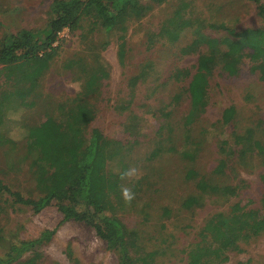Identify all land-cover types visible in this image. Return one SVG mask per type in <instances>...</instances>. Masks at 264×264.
I'll list each match as a JSON object with an SVG mask.
<instances>
[{"label": "rangeland", "instance_id": "obj_1", "mask_svg": "<svg viewBox=\"0 0 264 264\" xmlns=\"http://www.w3.org/2000/svg\"><path fill=\"white\" fill-rule=\"evenodd\" d=\"M53 1L0 0V45L20 30H41L53 16ZM259 3L264 6V0ZM88 29L83 22L77 31L66 29L57 36L52 60L32 89L20 78L23 67L8 71L0 65V180L23 198L35 200L25 158L27 129L49 117L61 119L79 102L89 103L94 118L85 133L98 129L111 151H119L107 166L110 173L122 174L114 214L128 229L137 231L148 250L157 251L151 264H186L191 249L211 244L200 234L212 217L228 213L236 204L245 209L260 207L264 152L244 159L235 152L226 157L223 175L210 173L223 157L216 148L218 140L231 141L232 133L253 129L264 147V80L252 69L261 59L252 62L247 56L258 46L242 50L235 75L224 72L221 64L213 67L207 86L198 93L204 105L191 136L201 149L190 166L209 177L211 185L234 187L235 196L204 195L199 206L184 209L181 202L195 189L179 179L175 153L181 147L190 80L177 82L173 74L179 69L193 73L198 55L206 52L205 46H198L192 53H183L195 40V29L219 40H247L255 30L264 29V21L255 0H165L127 24L121 56L119 33L92 34ZM104 41L108 44L102 49ZM80 57L83 62H77ZM97 70L106 75L93 93H87L88 75ZM0 206V257L10 244L55 230L49 242L34 247L14 264H28L30 258V264H118L117 254L90 227L73 220L63 222L56 202L35 213L31 206L14 203L10 195L0 192ZM238 246L225 253V260L207 264H264V233L239 241Z\"/></svg>", "mask_w": 264, "mask_h": 264}, {"label": "trees", "instance_id": "obj_2", "mask_svg": "<svg viewBox=\"0 0 264 264\" xmlns=\"http://www.w3.org/2000/svg\"><path fill=\"white\" fill-rule=\"evenodd\" d=\"M165 0H54L53 16L38 31L20 30L0 45V65L5 70L21 69L20 78L28 82L29 88L35 87V80L48 67L55 52L53 44L63 29L75 32L87 22L89 32L119 33L120 56L122 54L124 33L127 24L143 18L153 6L161 5ZM259 17L264 21V6L255 0ZM183 24V23H182ZM222 29H226L222 26ZM195 40L183 50L189 54L198 46H205L206 52L198 55L193 73L187 69L174 72L173 79L180 82L189 78L187 92L189 107L181 129V147L175 156L179 160L176 171L185 182L192 183L195 194H189L182 202L184 209L199 206L204 195L223 194L235 196V188L210 184L209 177L202 176L190 164L195 161L201 149L200 142L191 136L192 124L201 111L204 102L198 95L208 84L213 67L221 64L228 75L238 73V65L246 47L254 49L247 56L254 63L252 69L258 71L264 80V29H257L250 39L222 40L203 35L195 29ZM173 36V35H171ZM107 42L101 43L102 49ZM225 47L224 50L220 46ZM40 51L42 55L39 57ZM77 62H83V58ZM18 63L21 64L18 66ZM72 64V62H69ZM106 73L103 70L91 72L84 85V91L93 93L96 84ZM201 100V101H200ZM89 103L79 102L66 111L61 119L47 118L37 126L27 129L25 158L33 180L35 200L23 198L19 191H12L0 180V192H6L12 202L31 206L38 213L43 208L57 203L62 220L82 222L90 227L107 248L117 254L118 264H151L157 251L148 250L139 239L136 230H131L114 214L113 200H120V182L122 174H112L107 166L119 155L111 151L108 140L98 129L85 133V128L94 118ZM264 133V128H263ZM229 139L218 140L216 148L223 157L211 171L212 176L220 177L227 167L226 157L237 152L238 159L248 154L264 152V147L255 139L254 130L232 133ZM229 142H232L231 144ZM234 148H231V147ZM236 154V153H235ZM122 164V163H121ZM123 165V164H122ZM264 179V175L262 176ZM258 209H245L234 205L228 213H218L203 227L200 236L211 242L208 245L195 246L187 255L186 264H207L223 261L228 251L238 250V242L246 241L252 235L264 233V189L260 196ZM2 207L0 206V212ZM168 211L166 210V213ZM55 230H46L37 239L9 245L6 253L0 257V264H14L34 247L51 240ZM0 239L3 238L0 236ZM30 258L28 264L32 261ZM247 264V263H245Z\"/></svg>", "mask_w": 264, "mask_h": 264}, {"label": "built area", "instance_id": "obj_3", "mask_svg": "<svg viewBox=\"0 0 264 264\" xmlns=\"http://www.w3.org/2000/svg\"><path fill=\"white\" fill-rule=\"evenodd\" d=\"M66 30V28L65 29H63L62 31H60L59 33H58V35L57 36H59L61 33H63L64 31Z\"/></svg>", "mask_w": 264, "mask_h": 264}, {"label": "clouds", "instance_id": "obj_4", "mask_svg": "<svg viewBox=\"0 0 264 264\" xmlns=\"http://www.w3.org/2000/svg\"><path fill=\"white\" fill-rule=\"evenodd\" d=\"M125 195H126V196L128 195V192H127V190H125Z\"/></svg>", "mask_w": 264, "mask_h": 264}]
</instances>
